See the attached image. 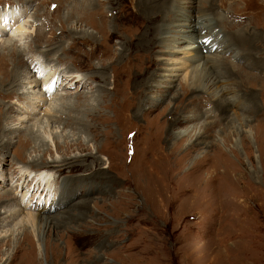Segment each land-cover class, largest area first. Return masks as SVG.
<instances>
[{
  "label": "rangeland",
  "instance_id": "rangeland-1",
  "mask_svg": "<svg viewBox=\"0 0 264 264\" xmlns=\"http://www.w3.org/2000/svg\"><path fill=\"white\" fill-rule=\"evenodd\" d=\"M73 1H33L19 19L21 21L26 17L25 19L31 21L29 32L24 34L21 40V48L43 50L48 42H56L52 38L54 36L57 37L60 47H67L71 44L72 37L81 38L83 33L96 34L97 31V37L101 38L103 31L109 28L100 25L94 29L88 21L93 18L103 25L108 17L113 19L117 13L119 18L130 15L134 8L131 4L135 2L120 0V6L113 3L110 9H118L114 15V11L101 14L100 10L104 5L103 0H100L101 6L89 9L88 15L85 16L86 12L71 11L77 19L72 17L66 20L69 5ZM181 2L182 4L180 1L177 2L176 6L188 7L189 1ZM21 3L18 0H0V10L18 8ZM213 3L214 10L204 8L206 10L204 11L200 6L193 9L188 23L194 21L199 10L211 16L218 14L217 30L226 31L233 22L234 25L245 26L249 33L256 31L255 33L262 37V46L257 48L256 55L246 48L241 58L237 60L228 53L221 56L226 67H235L240 72L233 70L227 72L228 75L220 73L219 78L223 81V86L220 87L226 89L218 92V95L215 94L214 88H210V82L206 83L201 79L195 83L206 88L208 90L206 92L194 93L190 88H181L182 84L189 81L192 69L191 66L181 64V58L192 55L191 52L188 54L185 52L188 49H182L183 51L175 54H171L173 49H168L159 57L169 59L164 68L158 70L150 68L145 75L130 80L123 77L122 89L128 92V98L121 108L122 111L116 116L114 110L104 108V102L96 96L99 89L98 81H95L90 89L78 90L73 86L67 89L66 93L65 90L58 89L61 86L60 82L56 83L57 89L52 93L63 95L64 99L70 98L69 100L75 97L86 99L85 104L87 101L93 103L94 109H100L112 119L109 124L96 122L95 124L99 125V133L93 135L88 131L77 132V129L57 122L54 117L49 118V122L46 121L44 110L19 123L16 118L20 110L24 109L23 99L27 97L20 92L30 88L28 85L27 88L23 87L25 85L20 86L17 93H12L13 97L17 96L9 99L1 95L6 91L0 85L2 102L0 113L6 112L4 114L6 118H3L2 123L8 127L21 125V130L30 126L40 135L31 145L22 149L23 154L15 157L14 150L18 147L15 140L18 137L9 134L8 129L4 131L13 143L5 155L0 154V201L10 199L7 202H0V213L9 210L10 207L18 208L15 201L23 193L26 203L34 201L38 205L44 203L41 201L47 194L44 196L43 193L39 199L35 197L36 194L33 195L35 189L27 190V182L18 179L20 171L13 173L10 180L9 173L17 166H25V161L33 159L38 162L51 161L54 158L73 156H79L81 161L84 155L90 154L99 158L97 168L102 170L99 173L94 172V169H91L92 171L70 167L58 169L56 178L52 181V186L57 190L63 189L71 180L78 179L75 176L87 173L85 174L87 177L84 178L87 182L80 191L83 194L80 192L75 196L67 192L63 194V198L66 199L63 204H58L56 209L52 208L48 213L51 218H55L54 221L45 227H38L35 232L31 231V227L18 222L20 217L9 218V212L0 214V218L3 219L0 230L3 229L2 234L6 231L5 238L2 237L0 240L2 241L0 264H264V0H213ZM37 5L40 15L32 17ZM93 11H96L94 15ZM61 20L64 29H61ZM117 21L122 23L121 20H115L114 26L120 25ZM16 24V22L10 24L0 36L8 41L9 48L18 50L12 46L13 41L9 40ZM239 26H232L230 29L234 30ZM50 28L54 30V34H51ZM129 29H133V26L119 32L125 36L122 32ZM36 31L39 35L34 37ZM82 40L75 41L76 44L69 47L71 50L62 51L68 56L67 62H61L63 60L61 57L64 56L57 57L60 53L53 51L47 57L55 56L59 60L58 67L63 70L67 71L68 68L74 72L80 70L82 74L88 75L91 73L89 64L84 60L80 68L78 60L82 58V53L88 51V54L91 53V60L99 65L100 45L98 49L91 51L92 44ZM120 42L118 37L99 40L100 44L114 48H119L116 44ZM2 51L6 50L0 47V52ZM132 51L136 54V59L151 56L144 50L132 48ZM151 57L155 59L154 55ZM106 60L105 64H109L110 59ZM34 61L36 60H29L27 63L29 67L24 70L30 72L32 78H37ZM174 62L176 66L173 65ZM198 63L195 62L193 66L196 67ZM30 65H34V68ZM151 73L155 76L149 83L154 86L147 89L149 83L144 86L140 82ZM106 74L109 79L104 85L110 92L111 70L109 69ZM218 74H213L212 79H216ZM157 84L170 87L160 105L152 108L147 98L158 93L155 88ZM134 94H139V99L145 100L144 107H137L138 99ZM221 94L229 97L235 104L229 103L228 106H224L217 98ZM74 102L67 103L70 105ZM63 107L66 109L62 102L56 101L52 115L60 116L62 113L59 110H63ZM84 107L81 106L80 109ZM63 113L66 115L68 112ZM75 114L77 113L71 110L70 115ZM174 116H180L184 120L182 124L172 128L173 133L187 127L191 131L181 137L165 138L163 127L166 128ZM37 118L41 119V122ZM156 128L163 129L164 133L158 134ZM243 128L250 130L249 133L243 132ZM148 131L151 132L150 135H147ZM125 134L129 137L125 138ZM42 138H45L47 143L40 147ZM78 139L85 144L88 151H64L67 144H72ZM131 139L135 141L133 153L129 149L132 147L128 145ZM57 144L62 148L56 149ZM159 144L164 155L168 157L166 161L163 159L158 168L134 167L131 162L138 164L143 149L151 146L158 149ZM48 149L51 150L50 153ZM91 160V157L87 158V162ZM12 190H15L13 194Z\"/></svg>",
  "mask_w": 264,
  "mask_h": 264
},
{
  "label": "bare ground",
  "instance_id": "bare-ground-1",
  "mask_svg": "<svg viewBox=\"0 0 264 264\" xmlns=\"http://www.w3.org/2000/svg\"><path fill=\"white\" fill-rule=\"evenodd\" d=\"M18 1L22 2L21 5L18 6V8L14 7L11 9L0 10V35L3 34V31L6 30L7 26H9L10 24H15L16 22L17 24L14 26V29L11 35L9 36V40L13 41L12 46L18 48V50L14 49L13 47L9 48V46L7 45L8 41L2 39L0 36V47L6 50L0 52V85L1 87L3 86V88L6 91L4 94L1 95L8 97L9 99L15 98L17 96L16 95L13 97L12 93H17L18 91L17 89H19L20 86L28 85V88H30V90L28 89L27 91L20 92V94H24L27 97L23 99L25 100L23 101L24 109L20 110V114L19 116L17 115L16 118V120H18L19 123L28 120V118H30L31 115H35V114L38 115L39 113H41V110H44L45 113L44 112L43 113L47 117L46 121H48L49 118L54 117L55 120L57 119L56 120L57 122L75 128L77 129V132L88 131L93 135L94 134L98 135L99 125L97 126V124L95 123L100 122L102 124L103 123L109 124L111 123L112 119L109 118L107 114L101 111L100 109H94V107L92 106L93 103H89L87 101V103L85 104L86 99L81 100L75 97L74 99L69 100L70 98L64 99L65 97L63 95L58 96L57 93H52L54 92L53 90L57 89L58 84L56 83L60 82L61 86L58 89H63L65 90L66 93L67 89L69 88L71 89V87L73 86H76L78 90L80 89L84 90L85 88L90 89L91 87H93L94 85L93 83L95 81H98L97 87H99V89L96 96H98L102 100V102H104L103 107L111 108L112 110H114L116 116L122 111L121 108L124 107L128 98L127 97L128 92L127 91L125 92L124 88L122 89V84H123L122 78L126 77V79L129 78V80L132 79L133 77L139 78L140 76L145 75V73L148 70H150V68L153 69L155 68L156 70H158L163 66L165 67L169 59H165V58L161 59L159 57L162 54L166 53L168 49L174 50L173 53L171 54H175L178 51H181L182 49L185 50L188 49L185 51L187 52V54L188 52L192 53V55H190L191 57L181 58L182 61L181 64L192 67L189 75V81L181 85L182 89L190 88V90L194 93L208 91L206 88L201 87L195 83L196 80L198 81L201 79L206 83L210 82L209 84L210 88L211 89L214 88V91L216 92L215 94L218 95V92L221 91L223 92V90L226 89V87H220L221 85L223 86V81H221V79L219 78L220 73L228 75L227 72H233V70H236L237 73L240 72V70L238 71L237 69H235V67H229V66L226 67L224 64V60H221V58L223 59V57L221 56L228 53L230 54L231 57H233L234 59L236 58L235 60H237L241 58L244 49L247 48L246 50L249 49L250 52H253V54L256 55L258 53L257 48L262 46L261 35L255 33L256 31L255 32L252 31L251 33H249V31L245 28V26L240 27L239 24L234 25L232 22L228 30L227 29L226 31H224L225 29L217 30L219 23L218 14L211 16L197 10V15L194 17L195 18L194 21L192 23H188L189 18H191L192 16L193 9H197V6L198 7L200 6L202 10H204V8L214 10L215 8H213L214 5L213 0H196V1L195 0H135V2L131 4L132 7H134L131 14L126 15L127 14L126 13L125 14L126 16H122V17L120 16V18L118 17L119 14L118 13L116 14L118 9L114 8L115 10L113 9L111 10L110 6L113 5V3L115 4L118 3L119 5L121 1L103 0L102 3L104 7H102V9L100 10L101 14L102 12H105L106 14L107 12L114 11L113 14L114 15L116 14V16L115 17L111 16L113 17V19H108L109 17L108 18L106 17L107 19L105 20V24L103 25L102 23L101 24L98 23L99 21L97 22L96 19H95L96 21L93 20V18L90 22L88 21V24L94 27V29L100 25L101 27H104L105 25L107 28H109L103 31L101 38L107 37L110 40L112 37L114 38L118 37L121 42L119 44H116V46L118 45L119 48L109 47L106 45L104 46L103 44H100L99 40L101 38L100 36L97 37L96 34L98 32L96 31V34L93 32L83 33L81 38L72 37V42L67 47H60V45L58 44L59 41L57 37L54 36L52 38H54L56 42L54 43L48 42V45H46L43 50H36V51L31 49L26 50L25 47L21 48L20 43L23 38V35L24 34L26 35L29 32V27H30L29 24H31V21L28 20V18L25 19L26 18L25 14H24L25 17L24 20L19 21V19L21 18V15L26 10V8L30 6L35 0H18ZM37 1L41 2V0H37ZM179 1L180 4H182L181 1H185V2L189 1L188 7L187 8H183V7L181 8L179 6L177 7L176 3ZM104 2L108 4L106 5L104 4ZM60 3H62V1H60ZM122 4L123 2L121 3V5ZM57 5H59V3ZM38 6L39 5L35 6V10L33 12L32 17L33 16L37 17L40 15L39 14L40 10H37ZM97 6H101L100 0H74L69 5V10L66 16V20L72 17L76 18L71 11L73 12L81 11V13L86 12L85 13L86 16L88 15L89 9L93 10ZM85 9L87 11H85ZM242 10H238V11L240 12ZM95 13L96 11L95 12L93 11V15ZM242 13L239 14L243 15ZM221 15L223 16V14ZM115 20L122 21V23L117 21L118 23H120L119 26L121 27L114 26L113 23L115 22ZM224 20L226 21V19ZM78 21L80 20L78 19ZM33 22H35V20L32 21V24ZM61 24H62L61 29H64V25H63L64 23L62 20H61ZM131 26H133V29L125 30V32H122L125 33V36L120 34L119 30ZM232 26H239V27L233 30L230 29ZM50 30H52L51 34H54V30L52 28H50ZM37 31L34 37H37L39 35ZM58 37L61 38V36L59 35ZM41 39H43V37ZM82 39L86 40V43L92 44L93 49L91 47L90 48L91 51L98 49L100 45V49H99L101 56L99 57L100 66L98 65V63L95 64L91 60L90 58L91 53L88 54V51H85L84 52L85 54L82 53V58L80 60L77 59L80 62V64L78 65V67L80 68L82 66V62L86 60L85 62L89 64V69L91 68L90 74L88 73V75H84L82 74L83 72H81L80 70H76L74 72L72 70H69V68H68L69 71L63 70L62 68L58 67L60 65L57 62L58 59L55 56L47 57V55L53 51L55 53H60L59 55H57V57H61V55L64 56L61 57L63 59L61 62H67L69 60L67 58L68 56L63 54L62 51L64 49L69 51L70 49L69 47L74 45L75 41ZM74 48L76 47L74 46ZM132 48L137 50H144L148 54H151V56L154 55L155 59L154 57L152 58L150 55H148L147 57L145 56L146 58L144 59L140 57L139 59H136V54H133ZM172 56L175 57L174 55ZM70 58L74 59V57H70ZM157 58L159 59L156 60ZM33 59L36 60L34 62L36 65L35 69H37V74H36L37 78H32V76L29 75L30 72L24 70L26 69L27 66L29 67V65L27 64L28 61ZM106 59L108 60L110 59L109 64H105L107 61ZM195 62H199L196 65V67L193 66ZM173 65L176 66V62H174ZM30 66L34 68V65H30ZM22 67H24L23 71L21 69ZM171 67L175 69L174 66ZM109 69L111 70V78H112L111 80L112 91L110 92L105 88L104 85L108 82L109 79L106 74V72ZM170 72H172V70ZM217 73L219 74L218 76L216 75L217 76L216 79H212V76H214L213 74H217ZM154 76L155 75L151 73L149 77L145 78L146 81H144L145 79H143V81L140 82V84L146 86L149 83V80H151ZM51 84L52 86L50 87ZM16 86H18V88H15ZM25 86L23 87L27 88V86L26 87ZM153 86L154 85L149 83L147 89L150 87L152 88ZM169 87L170 86H160L158 84L155 86L156 91L158 93H155L156 94L155 96L153 95L147 98L150 107L154 108L157 106V104L160 103V101L165 97V94L168 91ZM135 89L136 92L139 91L136 87ZM51 93L53 94L52 96H50ZM223 94H221L217 98L221 100V103L224 106H228L229 103L231 104L234 103L233 100L229 99V97L228 98L225 97ZM131 97L132 99H134L133 95H131ZM134 97L138 99L137 107L138 108L144 107L143 103L145 100L139 99V94L138 95L134 94ZM58 100L59 102H62L63 105L66 107V109L63 107L64 108L63 110L68 112L66 115L65 113H63L64 112L63 110H59L62 113L60 114V116L52 115V111L55 108L56 101ZM95 100L97 99L95 98ZM71 101L72 102L76 101V103L74 102L73 104L69 105V103L67 102H71ZM47 102L49 103L46 106ZM0 104H2L1 101ZM135 104H137V102ZM81 106H85V107L80 109ZM43 107L45 108L43 109ZM71 110L75 111L77 114L73 116L70 115ZM5 113H6L5 111H2L0 113V117H1L0 118V122H1L0 123V154L5 155L4 153L9 148V146H11V143H13V140L10 139V136L8 137L7 134H4V131L8 129L10 132L9 134L11 135L15 134L18 137L15 140V142H18V147L14 150V156L18 157L20 154H23L22 149L27 145H31L32 142L38 139L40 135L37 134L38 133L37 130H34V128L32 129V127L30 126L26 127L24 130H21V125H17V126L14 125L15 127L5 126V124L2 123L3 118H6L4 115ZM32 119H34V117ZM35 120L36 119H34V121ZM38 120L39 122H41V119ZM183 120L184 119L181 118L180 116H174V119L172 118L171 120H169L171 122L168 123V126H166V128L163 127L166 134L165 138H169L171 136H175L177 138L183 136L184 134H188L191 131V129L189 130V127L173 133L172 128L175 127L176 125H179L181 122H183ZM88 121L90 123H88ZM164 130L160 128L155 129V131H157L158 134L159 133L163 134ZM150 131L152 130L150 129ZM150 131L147 132V135L151 134ZM242 131L249 133L250 130L248 131L246 128H243ZM20 133L22 135H20ZM125 135H126L125 138L129 137L127 136V134ZM132 141L134 140L131 139V142L128 143V145L132 147L129 148L131 149V152L135 149V147L133 148V146H135L134 145L135 141L134 142ZM46 143L47 141L45 140V138H42V141L40 142V147H42L43 145L45 146ZM58 145L59 144L56 145V149H61L62 146L61 145L58 146ZM36 146L39 147V144H37ZM71 150H78L79 152H81V151H88V148L81 140L78 139L72 144H67L66 147L64 148L65 152L67 151L69 152ZM48 152L50 153L51 150L48 149ZM83 157L84 158H82L81 161L79 159V156H73L70 158H59V159L54 158L51 159V161L39 160L40 162L33 159L30 161H25L24 162L25 166L23 165L17 167L14 166L15 168H13V171L9 173L10 180L12 178L11 175L13 173L20 171L18 179L27 182L28 185L27 190L31 191L35 189L33 195L36 194L35 197H37L38 199L39 197H41V195H43V193L44 196L45 194L47 195L46 197L42 198L41 202L44 203L38 205L36 201H34L33 203L30 202L26 203L25 202L26 199H24V193H23L21 197L18 200L16 199L15 201L18 208L10 207L9 210L4 211L3 213L1 212L0 214H6L7 212H9V218L16 219L20 217L19 220L17 219L18 222H20L23 226L31 227V231L33 230L34 232L37 230L38 227H45L47 224H51V222L54 221L55 218L54 219L51 218V216H49L48 213L52 211V208L56 209L58 204H63V202L66 200L65 198H63L64 196L63 194L67 192L75 196L78 192L81 191V189H84L83 185L87 182V180H84V178L87 177V175H85L87 173H83L80 174L79 176H75L78 179L71 180L69 184L66 183L63 189L57 190L54 186H52V181L56 178L55 176L56 173H58L57 170L58 169L60 170L64 167L65 168L70 167L72 169L79 168L81 171L89 170V169L90 170L94 169L93 170L94 172L97 171L99 173L102 171L101 168H97L99 166V161H100L99 158L94 157L90 154H86ZM89 157H91L92 160L90 162H87V158ZM167 158L168 157L164 155V152L161 149V145L158 149L151 146L149 148H145L142 150V155L139 158L138 164H135V162H131V163L134 164V167L147 168V169L158 168L162 160L164 159L166 161ZM108 162L110 165L111 162L109 161V159ZM14 191L15 190H12L11 194H13ZM80 194L83 193L80 192ZM5 200L0 202L10 201L9 198H5ZM2 226H3V219L0 218V228ZM2 230H0L1 231L0 235L3 233ZM5 234L6 231L4 232V234H2L0 240H2L1 239L2 237L5 238ZM6 258L4 260H6Z\"/></svg>",
  "mask_w": 264,
  "mask_h": 264
}]
</instances>
